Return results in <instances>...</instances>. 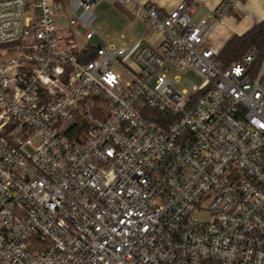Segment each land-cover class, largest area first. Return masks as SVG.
I'll list each match as a JSON object with an SVG mask.
<instances>
[{"label":"built area","instance_id":"obj_1","mask_svg":"<svg viewBox=\"0 0 264 264\" xmlns=\"http://www.w3.org/2000/svg\"><path fill=\"white\" fill-rule=\"evenodd\" d=\"M239 1L139 5L129 47L96 0H0V264H264V54L207 44Z\"/></svg>","mask_w":264,"mask_h":264},{"label":"crops","instance_id":"obj_2","mask_svg":"<svg viewBox=\"0 0 264 264\" xmlns=\"http://www.w3.org/2000/svg\"><path fill=\"white\" fill-rule=\"evenodd\" d=\"M182 1L184 0H134L128 6H130L129 10L131 13L135 14L137 18L142 19L137 13L139 5L149 3L158 9L159 12L167 14ZM191 1L195 5L193 13L191 14L192 23H197L215 13L222 2V0ZM262 21H264V0H240L232 13L222 16L221 21L214 23L209 33L207 44L220 51L233 36H242ZM162 40V34L145 28L132 46L125 41L123 35L119 37L118 43L114 44L110 41L109 43L116 46L120 43H126L129 47H133L138 42L144 41L156 46Z\"/></svg>","mask_w":264,"mask_h":264},{"label":"rangeland","instance_id":"obj_3","mask_svg":"<svg viewBox=\"0 0 264 264\" xmlns=\"http://www.w3.org/2000/svg\"><path fill=\"white\" fill-rule=\"evenodd\" d=\"M64 4L68 16V0H64ZM128 5L121 6L117 0H96L93 8V14L95 16L93 26L102 39L116 44L119 41V37L123 35L125 41L132 46L145 28L153 31L148 22L137 18L135 14L131 13L129 10L130 6ZM102 42L103 40L101 39L94 40L91 44L100 46ZM172 83L178 89H189V83L185 77H181L179 83H174L173 80ZM199 219L201 221L208 220V213L203 212L199 214Z\"/></svg>","mask_w":264,"mask_h":264},{"label":"trees","instance_id":"obj_4","mask_svg":"<svg viewBox=\"0 0 264 264\" xmlns=\"http://www.w3.org/2000/svg\"><path fill=\"white\" fill-rule=\"evenodd\" d=\"M250 49L258 51L261 57L264 54V21L251 28L242 36H233L220 50L218 60L223 65L239 61ZM257 58L255 65L260 64L261 58Z\"/></svg>","mask_w":264,"mask_h":264}]
</instances>
